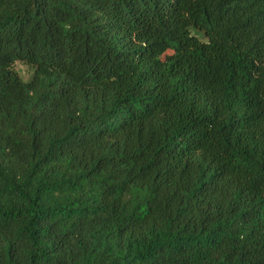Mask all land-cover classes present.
<instances>
[{
  "label": "trees",
  "instance_id": "obj_1",
  "mask_svg": "<svg viewBox=\"0 0 264 264\" xmlns=\"http://www.w3.org/2000/svg\"><path fill=\"white\" fill-rule=\"evenodd\" d=\"M0 264H264V0H0Z\"/></svg>",
  "mask_w": 264,
  "mask_h": 264
},
{
  "label": "rangeland",
  "instance_id": "obj_2",
  "mask_svg": "<svg viewBox=\"0 0 264 264\" xmlns=\"http://www.w3.org/2000/svg\"><path fill=\"white\" fill-rule=\"evenodd\" d=\"M15 69L19 72L23 79H27L31 75V69L20 61L15 63Z\"/></svg>",
  "mask_w": 264,
  "mask_h": 264
}]
</instances>
